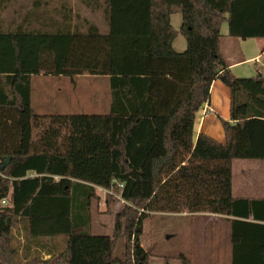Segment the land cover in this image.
<instances>
[{
  "label": "trees",
  "instance_id": "16d2710c",
  "mask_svg": "<svg viewBox=\"0 0 264 264\" xmlns=\"http://www.w3.org/2000/svg\"><path fill=\"white\" fill-rule=\"evenodd\" d=\"M81 1L102 10L106 33L89 21L73 26L69 11L41 29L31 12L0 27V264H151L141 236L152 212L230 216L231 264H264V197L233 194V161L264 159L255 138L264 137V77L233 74L221 32L227 22L230 37L264 38V0ZM39 74L108 77L109 112L37 113L31 78ZM215 79L231 92L225 143L194 138ZM115 186L125 204L114 232L93 234L97 188Z\"/></svg>",
  "mask_w": 264,
  "mask_h": 264
},
{
  "label": "rangeland",
  "instance_id": "374dc122",
  "mask_svg": "<svg viewBox=\"0 0 264 264\" xmlns=\"http://www.w3.org/2000/svg\"><path fill=\"white\" fill-rule=\"evenodd\" d=\"M65 2L67 8L62 7ZM2 6V7H1ZM69 11L70 22L73 26L84 28L89 21L95 23L102 33L108 31L106 21L101 9L93 10L81 0H3L0 3V27L8 30L10 23L15 20L19 22L29 12L33 13L31 26L33 29H41L43 19L63 20V14ZM171 24L176 30L182 24L181 13L171 15ZM222 40L228 36V23L224 22L221 28ZM231 41V40H230ZM173 47L176 51L182 52L187 47V42L182 34L175 38ZM56 77L39 74L32 76V102L37 113H107L111 104V91L109 78L90 75L64 76V80L56 82ZM50 110L49 108H53ZM242 160L234 161V185L236 182V165ZM248 162H259L250 160ZM237 167L253 170L263 169L262 163H244ZM235 188V187H234ZM99 197L91 203V233L112 235L114 232L117 213L123 208L125 201L120 198V189L115 186L111 193L113 200L108 205L106 194L109 192L103 188H97ZM214 214V213H213ZM212 214V215H213ZM205 219V218H204ZM200 216L182 215L172 212H152L143 224L141 243L146 249L152 252L151 264H181L178 256L182 253L192 259L193 264H226L211 260V256L198 250L195 245L203 237L206 239L214 222L210 226L202 223ZM205 233V236H204ZM19 249L22 251L24 245L23 234L19 235ZM125 238L120 235L116 248V256L122 258L124 253Z\"/></svg>",
  "mask_w": 264,
  "mask_h": 264
},
{
  "label": "crops",
  "instance_id": "0c3cea01",
  "mask_svg": "<svg viewBox=\"0 0 264 264\" xmlns=\"http://www.w3.org/2000/svg\"><path fill=\"white\" fill-rule=\"evenodd\" d=\"M230 38L232 39L227 38L225 42L223 38L222 51L227 62L230 64V69L233 74L238 77H257L260 75L264 77V38ZM53 77H56V82L64 80V75ZM94 77L99 78L100 76ZM230 94V87L221 79H215L212 82L209 101L206 102L195 115V139L200 133H205L219 142H226V134L221 119L230 120ZM49 109L54 110V104L53 108ZM259 133L257 132L255 138H257V141H263L264 137H262ZM236 160H242L241 162H238L237 165H242L244 163H262L264 165V159L254 160L259 162H248L250 160L247 159ZM237 165L236 182L234 185L233 164L234 196L248 198L264 197V168L259 169L257 167L253 170H250V168L240 169ZM178 214L200 216L204 220L202 223H206L210 227V222H214L212 225L213 227L210 228L208 237L206 239L204 237L203 239L201 238L199 242L196 243L195 247L198 250L203 251L204 256L209 254L211 256V260L212 258L213 260L215 258V262L221 263L226 260V264H231L233 235L230 219H233L232 217L205 212L195 214L183 212ZM249 220L252 221V218ZM260 250L263 252L262 247L257 241L254 252L260 254ZM45 257L47 258L49 256L46 255Z\"/></svg>",
  "mask_w": 264,
  "mask_h": 264
},
{
  "label": "water",
  "instance_id": "95a60500",
  "mask_svg": "<svg viewBox=\"0 0 264 264\" xmlns=\"http://www.w3.org/2000/svg\"><path fill=\"white\" fill-rule=\"evenodd\" d=\"M9 162V158H7L6 160H5V163H8ZM4 163V164H5ZM4 164L2 165V167H4Z\"/></svg>",
  "mask_w": 264,
  "mask_h": 264
},
{
  "label": "built area",
  "instance_id": "2783aa9c",
  "mask_svg": "<svg viewBox=\"0 0 264 264\" xmlns=\"http://www.w3.org/2000/svg\"><path fill=\"white\" fill-rule=\"evenodd\" d=\"M119 186H120V187H122V186H123V184H119ZM3 202L5 203V201H3Z\"/></svg>",
  "mask_w": 264,
  "mask_h": 264
}]
</instances>
